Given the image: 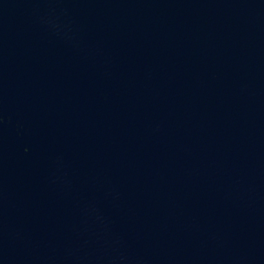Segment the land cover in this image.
I'll list each match as a JSON object with an SVG mask.
<instances>
[{"label":"water","instance_id":"1","mask_svg":"<svg viewBox=\"0 0 264 264\" xmlns=\"http://www.w3.org/2000/svg\"><path fill=\"white\" fill-rule=\"evenodd\" d=\"M0 264H264V0H0Z\"/></svg>","mask_w":264,"mask_h":264}]
</instances>
